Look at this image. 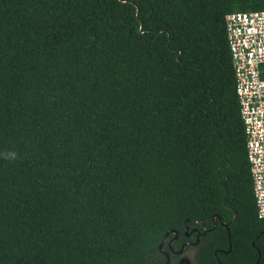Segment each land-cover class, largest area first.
<instances>
[{"label":"trees","instance_id":"obj_1","mask_svg":"<svg viewBox=\"0 0 264 264\" xmlns=\"http://www.w3.org/2000/svg\"><path fill=\"white\" fill-rule=\"evenodd\" d=\"M262 10L0 0V264H264L225 27Z\"/></svg>","mask_w":264,"mask_h":264},{"label":"built area","instance_id":"obj_2","mask_svg":"<svg viewBox=\"0 0 264 264\" xmlns=\"http://www.w3.org/2000/svg\"><path fill=\"white\" fill-rule=\"evenodd\" d=\"M225 27L254 199L264 218V10L228 13Z\"/></svg>","mask_w":264,"mask_h":264},{"label":"water","instance_id":"obj_3","mask_svg":"<svg viewBox=\"0 0 264 264\" xmlns=\"http://www.w3.org/2000/svg\"><path fill=\"white\" fill-rule=\"evenodd\" d=\"M213 222H214V223H213V226H212L210 229L206 230V232H207V231H211V230H213V229L216 227V224H217L216 221L214 220ZM220 224H221V226H223L224 228H227V224L223 223L222 221H220ZM170 235H174V237H173V239L169 240V242H168V245H169V246L171 245V243H172L173 241H176V240L178 239V232H176V231H170V232H168V233L165 235L163 241H162V242L159 244V246H158V250H159V252L165 257V264H170V256H169L168 251H166V250L163 249V246H164V244L167 242L168 237H169ZM187 235H188V234H187ZM199 239H200V234L198 233V234H197V239H196V241H194V242H185V243L180 247L179 250L175 251V253H176V254H181V253H183L184 250H185V248H186V246H189V245H190V246H196V245L198 244V242H199ZM169 249H170V248H169ZM177 264H192V261L189 259L188 256H185V255H184V256L179 260V262H178Z\"/></svg>","mask_w":264,"mask_h":264},{"label":"flooded vegetation","instance_id":"obj_4","mask_svg":"<svg viewBox=\"0 0 264 264\" xmlns=\"http://www.w3.org/2000/svg\"><path fill=\"white\" fill-rule=\"evenodd\" d=\"M168 242L169 241L167 240L168 249L170 248L169 251H171V253H173L175 256H178V258L173 260V261H171V258H170V264H177L179 262V260L185 255V253L183 252L181 254H176L175 251H177V250H173L171 247L173 242L171 243L170 246L168 245Z\"/></svg>","mask_w":264,"mask_h":264},{"label":"rangeland","instance_id":"obj_5","mask_svg":"<svg viewBox=\"0 0 264 264\" xmlns=\"http://www.w3.org/2000/svg\"><path fill=\"white\" fill-rule=\"evenodd\" d=\"M193 254H194V252L192 250L187 251L185 253V256H188L189 257V259L192 261V264H194V262H193Z\"/></svg>","mask_w":264,"mask_h":264}]
</instances>
